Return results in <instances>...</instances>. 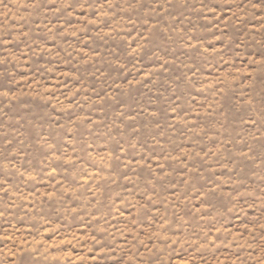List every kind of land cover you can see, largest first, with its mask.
<instances>
[{"label":"rangeland","instance_id":"obj_1","mask_svg":"<svg viewBox=\"0 0 264 264\" xmlns=\"http://www.w3.org/2000/svg\"><path fill=\"white\" fill-rule=\"evenodd\" d=\"M0 264H264V0H0Z\"/></svg>","mask_w":264,"mask_h":264}]
</instances>
